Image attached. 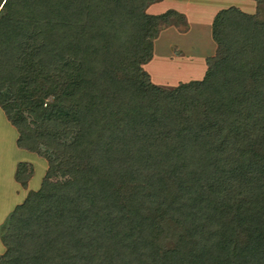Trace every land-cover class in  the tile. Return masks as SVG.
I'll list each match as a JSON object with an SVG mask.
<instances>
[{
    "label": "trees",
    "instance_id": "obj_1",
    "mask_svg": "<svg viewBox=\"0 0 264 264\" xmlns=\"http://www.w3.org/2000/svg\"><path fill=\"white\" fill-rule=\"evenodd\" d=\"M159 1L3 0L0 107L48 168L2 224L0 264H264V23L220 11L204 78L158 86L145 63L180 18L147 14ZM26 49L73 75L65 122L11 106Z\"/></svg>",
    "mask_w": 264,
    "mask_h": 264
},
{
    "label": "rangeland",
    "instance_id": "obj_2",
    "mask_svg": "<svg viewBox=\"0 0 264 264\" xmlns=\"http://www.w3.org/2000/svg\"><path fill=\"white\" fill-rule=\"evenodd\" d=\"M2 3L3 0H0V5ZM262 7V10H260V12L257 10V12L259 21L264 23V6ZM163 9L168 8L162 5L157 9L154 8L149 11L155 13L162 11ZM216 9L218 10V8ZM179 17L180 18L174 20L171 25H173V28L179 32V34L186 33L185 31H188L189 23H187L183 16L181 17L179 15ZM191 23L195 24V22ZM197 24L198 26L195 28L197 34L195 31L191 32L192 29L190 31L191 34H189L190 36L188 35L185 38L174 39L169 38L172 37V33L163 34L161 38L163 39V44L160 43V45H158L159 49L157 50L152 64L149 65V62L147 64L145 63L146 70L153 77V80H155L154 84L158 86L164 85L175 87L177 83H185V81H187L186 79H189V77H191L190 79H193L192 77H195L196 79L200 73L206 71V58L215 54L216 46L213 40L212 31L210 30L211 24L209 17L205 16L203 21ZM176 36L180 38L178 35ZM194 47H197V49L194 54H192ZM201 49L203 50L201 51ZM204 52H206L205 56H203ZM30 55L31 50L28 49L24 50L23 54H21L22 69L20 74V84L15 90L16 100L11 106L20 111L19 115H22L23 117L25 116L29 119L28 108L31 105L32 99L38 101L42 106H45V103L50 101L48 107H43V124H45L49 118L65 122L68 110L60 100V93L69 94L73 92V75L68 73L64 67L60 66L55 71L43 76L30 62ZM192 56H195L194 61L189 59ZM185 58L189 60L183 61L186 60ZM52 96H54V98ZM3 111V108L0 107V222H2L5 215L6 217L4 221H6L13 209L22 202L25 189H20V193L17 194L18 197H13L15 193L12 185L16 184L14 172L21 161L30 162L34 166L33 178L31 179L30 184L33 191H37L41 187L45 176L44 173L48 168L46 151L42 154L38 153V155H36L33 154V152L19 149L16 146L15 141L18 137V131L6 119ZM26 167L23 169V173L28 172L29 168ZM2 227L3 225L1 224L0 230ZM1 245L0 234V246ZM164 245L166 248L171 249L174 247V242L168 238L165 240Z\"/></svg>",
    "mask_w": 264,
    "mask_h": 264
},
{
    "label": "crops",
    "instance_id": "obj_3",
    "mask_svg": "<svg viewBox=\"0 0 264 264\" xmlns=\"http://www.w3.org/2000/svg\"><path fill=\"white\" fill-rule=\"evenodd\" d=\"M225 4V5H224ZM166 6L168 9H163L162 11L159 12H155L152 13L149 10H153L154 8H159V6ZM218 8V10L216 9ZM231 9V8H236L239 9L240 11H242L243 13H247L249 15H258V12H260V10H262V6H260L257 2H255L254 0H160L159 2L152 4L148 7L147 9V14L151 15V16H159L162 15L168 11L173 10L175 13L179 14L181 17L183 16L184 19L187 21V23H189V27H188V31L186 30V33H181L179 34V32H177L174 28L173 25H168L166 27H163L160 29V33L158 34L157 38L154 40V51H153V55L151 56L150 60H149V65L152 64L153 59L157 53L158 45L163 44V39L162 36L164 33L167 34H171L172 37L169 38H174V39H181L182 37H187L189 34H191V32L195 31V28L198 26L197 23H200L201 21H203V18H205V16L209 17L210 19V24H211V28L212 25L214 23V20L217 16V14L225 9ZM258 10V12H257ZM182 19V20H184ZM191 22H195L191 23ZM197 22V23H196ZM210 28V30H211ZM193 29V30H192ZM164 30V31H163ZM192 30V31H191ZM191 31V32H190ZM196 32V31H195ZM197 34V32H196ZM176 35H178L180 38H178ZM190 36V35H189ZM160 40V41H159ZM182 41V40H181ZM195 44V43H194ZM211 45V44H210ZM216 46V45H215ZM197 47H194V49L192 50V54H194V52L196 51ZM204 49V48H203ZM201 49V51L203 50ZM216 49V47H215ZM209 52V51H208ZM206 55V52H204L203 56ZM195 56L190 57L189 59L191 61H194ZM182 58V57H181ZM205 58V57H204ZM186 59V58H185ZM189 59L183 60V61H188ZM182 61V62H183ZM207 67V66H206ZM146 69V68H145ZM147 71V70H146ZM207 71V69H206ZM206 71L203 73H200V75L195 79V77H192L193 79H190L191 77H189V79H186L187 81H185V83H189V81L191 80H199V79H203ZM148 72V71H147ZM149 73V72H148ZM150 75V74H149ZM151 80L153 82V84L155 83V80H153V77L150 75ZM180 83H177V85ZM156 85V84H155ZM176 85V86H177ZM19 137V134H18ZM17 137V139H18ZM16 142V141H15ZM20 149V148H19ZM24 149V148H21ZM27 150V149H24ZM29 151V150H27ZM32 152V151H30ZM35 154V153H33ZM37 155V154H36ZM21 162H26V161H21ZM30 163V162H29ZM32 164V163H31ZM34 167V166H33ZM16 171V169H15ZM34 172V170H33ZM15 174V172H14ZM33 178V174L32 177L30 178L27 188L22 187L15 179V183L17 184H12L13 185V189H14V196L13 197H18V193H20V189H25L24 191V195H23V199L25 198V196L28 194L29 190H33V188L30 187L31 184V179ZM18 187V188H17ZM22 199V201H23ZM22 203V202H21ZM18 204L17 206L21 205ZM16 206V207H17ZM15 207V208H16ZM15 208L13 209V211L15 210ZM12 211V212H13ZM9 212V211H8ZM11 212V213H12ZM10 213V214H11ZM8 214V213H7ZM10 216V215H9ZM8 216V217H9ZM6 215L4 216L5 219ZM4 219L2 220V222H0V226L1 224H3L5 221ZM2 242V241H1ZM3 252H5V246L2 243V245L0 246V256L1 254H3Z\"/></svg>",
    "mask_w": 264,
    "mask_h": 264
}]
</instances>
